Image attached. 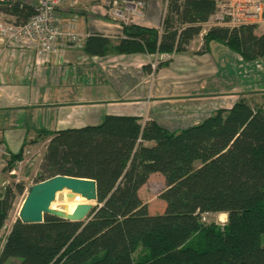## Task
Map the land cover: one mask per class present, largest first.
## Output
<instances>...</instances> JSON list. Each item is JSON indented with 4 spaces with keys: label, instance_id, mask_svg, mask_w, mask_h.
Here are the masks:
<instances>
[{
    "label": "trees",
    "instance_id": "obj_1",
    "mask_svg": "<svg viewBox=\"0 0 264 264\" xmlns=\"http://www.w3.org/2000/svg\"><path fill=\"white\" fill-rule=\"evenodd\" d=\"M214 0H168L159 29L124 25L115 43L87 36L89 56L188 52L216 14ZM16 23L33 9L20 1L0 5ZM256 25H211L210 41L245 61L264 57ZM11 157L8 167L22 160ZM153 173L164 179L161 214H150L138 195ZM56 175L96 182V205L83 222L45 216L42 223L14 221L0 249V264H264V107L239 97L200 123L171 133L154 121L106 116L100 124L61 130L49 138L35 183ZM23 183L0 197V232ZM224 214L223 228L202 222ZM138 257L136 258V253Z\"/></svg>",
    "mask_w": 264,
    "mask_h": 264
},
{
    "label": "crops",
    "instance_id": "obj_2",
    "mask_svg": "<svg viewBox=\"0 0 264 264\" xmlns=\"http://www.w3.org/2000/svg\"><path fill=\"white\" fill-rule=\"evenodd\" d=\"M87 7L82 13L81 3L79 13L65 10L62 16L67 20L76 15L78 29L87 35H121L118 25L100 13L95 16L96 9L102 10L97 4ZM146 8L138 25L158 27L159 3L152 1ZM199 41L195 39L188 52L165 60L151 81L145 54L89 56L83 47L67 45L43 56L28 49H6L0 42V143L16 155L47 144L58 131L97 125L108 115L154 121L174 133L211 116L224 102L221 96L232 98L230 109L248 91L241 76L252 61L217 41H210L207 51L199 54ZM256 88L252 91L261 90ZM8 164L0 159V197L13 178ZM157 176L164 182L158 173L147 182Z\"/></svg>",
    "mask_w": 264,
    "mask_h": 264
},
{
    "label": "built area",
    "instance_id": "obj_3",
    "mask_svg": "<svg viewBox=\"0 0 264 264\" xmlns=\"http://www.w3.org/2000/svg\"><path fill=\"white\" fill-rule=\"evenodd\" d=\"M15 1L31 7L33 14L26 21L16 23L14 17L9 16L11 19H6L5 14L0 11V42L4 48L28 49L45 56L56 53L67 45H84L88 35L82 38V34L77 31L76 19L66 21L62 17V12L75 7L78 0H0V5ZM103 3L109 7L111 15L122 21H128L129 18L134 21L143 14L142 0H104ZM219 4L215 17L217 26L255 24L253 20L259 19L261 15L262 6L255 4L257 9L254 10L252 0H231V3L230 0H225ZM234 7L237 9L236 13L233 12ZM29 153V150H24L22 156ZM12 156L0 143V159L8 163ZM22 163V160L16 161L15 165L20 167Z\"/></svg>",
    "mask_w": 264,
    "mask_h": 264
},
{
    "label": "rangeland",
    "instance_id": "obj_4",
    "mask_svg": "<svg viewBox=\"0 0 264 264\" xmlns=\"http://www.w3.org/2000/svg\"><path fill=\"white\" fill-rule=\"evenodd\" d=\"M144 1V8H143V14L140 18H135V20L133 21L131 18L128 19V21H122L121 19H118L116 17H114L113 15L110 14V9L109 7L103 3L104 0H78V3L75 7L69 8V11L74 12V10H76V12H80L79 9L81 8V3H82V13L85 12V10L90 9L87 7V5L89 6H93V5H98L102 10H98L96 9L95 12L97 13V15H95L96 17H98L100 14L103 15V19L108 21V22H113L114 24L118 25L121 29V35H111V36H107L110 38L111 42H115L119 37L122 36V27L124 25H138L142 20H143V16L144 13L146 12V7L148 4H151L152 1H157L159 3V8H160V19H159V23L161 24V18L164 12V8L166 5V0H142ZM216 3V7L219 8L221 2H224L225 0H214ZM249 1V0H247ZM254 1V4H253ZM231 3V0H230ZM255 4H260L261 10H260V17L259 19H254V25H256V29H255V33L257 34H261L264 32V0H252V6L254 7V10L257 9L255 7ZM66 6V5H64ZM108 8V9H107ZM68 11V10H67ZM237 9L234 7L233 12L236 13ZM91 12V11H90ZM98 13H100L98 15ZM63 14V12H62ZM216 14H217V10H216ZM216 14L215 16H213L210 21L208 23L203 24V31L202 34L197 38L202 42V37L205 34V31L207 30V28L211 25H215L216 23ZM6 19H11L9 16H7L6 14L4 15ZM76 17V15H74ZM63 17V16H62ZM75 17H71L68 18L72 19ZM102 17V16H101ZM64 19V18H63ZM66 20V21H67ZM259 20V22H258ZM160 24L158 27L154 28V29H159L160 28ZM77 25V31L79 33L82 34V38L84 39L85 36H87V34H85L84 32H80V30L78 29V24ZM140 26V25H139ZM220 26V25H219ZM144 27V26H142ZM149 28V27H148ZM151 28V27H150ZM153 28V27H152ZM93 34V33H90ZM101 34V33H100ZM89 35V34H88ZM194 44V43H193ZM197 42H195L194 47H196ZM66 47V46H65ZM83 47V46H82ZM200 46H197L196 48H199ZM176 53H172V54H155V55H147L149 58V62L147 64V72H148V79L153 78V76L156 74V72L158 71V69L166 64L167 62H164L165 60L167 61L168 59H171ZM107 55H116V54H111L108 53ZM106 55V56H107ZM257 61V62H254ZM251 63H248L246 66V69L244 68L243 72V76H241L243 78L244 81L247 82V92L243 93L242 95H240L239 97H246L247 99H256L257 102L261 103L264 107V57H262L259 60H254ZM246 71V72H245ZM254 81L256 82L254 85ZM258 84V85H257ZM255 87H258L256 89H261L257 92L252 91V89H254ZM223 98H220L219 101H224L219 105V109L218 110H229L227 109L229 106V102L231 101L230 99L232 98H228L230 96H221ZM238 97V98H239ZM208 101H210L211 103H214L212 101H216V100H212L210 98H207ZM218 110L214 111L212 113L215 114ZM208 113V112H207ZM45 142H42L40 145L34 147L31 149L29 155L27 156H22V165L20 167L18 166H14L13 168L8 169L10 172L9 175H12L10 177L9 183L10 186H13L16 182L17 183H23L25 186V190L23 192L22 195H19L15 198V202L13 204V207L11 208L8 216L5 219L4 222V226L0 232V249L1 246L5 240V237L7 235V233L9 232L12 224L14 223V221L17 219V213L19 211V208L29 190V187L32 186L33 184H35L36 181V176L37 173L39 171V167H40V163H41V158L42 155L45 151L46 145L44 144ZM14 156V155H13ZM160 176L157 177H153L150 181H148L145 186L142 188L141 190V194H140V199L142 200L143 203H145L147 205L148 210H150V212H154L151 213L153 214H158L162 209H161V201L158 196L161 193V191L164 189V182L161 180V178H159ZM16 181V182H15ZM93 205V207L96 205L95 202L91 203ZM164 204V203H163ZM164 210H162L160 212V214L163 212ZM202 222L204 223H213L217 228H223V226L225 225L226 222V216L224 214H207L202 216ZM259 241L264 245V236L259 238ZM138 253H136V258L138 257ZM5 264H18V261L15 259H10L8 260Z\"/></svg>",
    "mask_w": 264,
    "mask_h": 264
},
{
    "label": "water",
    "instance_id": "obj_5",
    "mask_svg": "<svg viewBox=\"0 0 264 264\" xmlns=\"http://www.w3.org/2000/svg\"><path fill=\"white\" fill-rule=\"evenodd\" d=\"M78 195L87 203L79 204L68 214L50 208L55 195L62 191ZM96 182L92 179L56 175L29 187L19 208L17 219L23 224L42 223L45 216H52L70 222H83L96 201Z\"/></svg>",
    "mask_w": 264,
    "mask_h": 264
},
{
    "label": "bare ground",
    "instance_id": "obj_6",
    "mask_svg": "<svg viewBox=\"0 0 264 264\" xmlns=\"http://www.w3.org/2000/svg\"><path fill=\"white\" fill-rule=\"evenodd\" d=\"M85 203L87 202L80 196L73 195L69 191L64 190L55 195L54 201L51 203L50 208L70 214L77 205Z\"/></svg>",
    "mask_w": 264,
    "mask_h": 264
}]
</instances>
